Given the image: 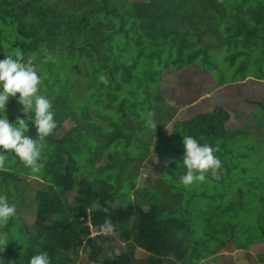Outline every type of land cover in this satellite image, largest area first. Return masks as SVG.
<instances>
[{"label":"trees","instance_id":"1","mask_svg":"<svg viewBox=\"0 0 264 264\" xmlns=\"http://www.w3.org/2000/svg\"><path fill=\"white\" fill-rule=\"evenodd\" d=\"M7 55L31 60L42 76L40 94L50 100L60 127L41 141L43 173L33 175L14 154L11 165L0 167V195L16 205L15 215L0 223V236L9 241L0 251V264H28L41 251L48 253L50 264H199L214 259L215 250L230 238L235 250L247 249L240 239L241 222L232 219L235 212L242 221L252 212L259 224L258 241L264 240L259 227L264 220V174L250 181L241 178L234 191L222 172L253 159L250 167L264 173V154L253 155L251 145L263 135L256 134L254 141L252 134H232L230 115L221 107L175 121L176 110L166 105L160 91L165 72L194 63L215 75L219 86L248 77L264 80V0H0V59ZM221 63L225 69L219 71ZM253 65L262 77L248 75ZM254 106V112L259 106L264 112L263 100ZM7 107L9 121L26 119L27 134L36 138L32 113L24 114L16 97L9 98ZM66 120L74 126L64 131ZM170 122L178 139L176 144L172 137L166 143L154 141L151 153L161 162L155 178L146 180L151 188H135L133 198L129 191L135 183L118 191V164L141 162L151 154L147 147L152 139L145 150L130 156V134H159ZM185 135L216 149L219 178L206 177L214 189L225 190L221 196L217 191L207 196L214 201L227 195L232 204H218L207 214L194 211L200 192L187 199L181 193L174 197L159 182L165 170L175 172L177 180L184 174L178 152L184 150ZM236 142L243 147L247 143L251 154L246 161L229 156ZM20 175L39 179L42 188L33 192ZM26 191L35 200L29 226L17 212ZM87 211L96 232L105 220L112 230L91 236ZM202 221L213 231H200ZM115 239L126 244L123 251L112 249ZM256 261L264 264V255Z\"/></svg>","mask_w":264,"mask_h":264},{"label":"rangeland","instance_id":"2","mask_svg":"<svg viewBox=\"0 0 264 264\" xmlns=\"http://www.w3.org/2000/svg\"><path fill=\"white\" fill-rule=\"evenodd\" d=\"M252 63L254 62L251 61L250 64ZM256 67V65H253L252 68L249 69L250 72L248 73V75L252 74L261 76L262 73H260V70H258ZM217 69L219 71H222L225 69V65L221 63L219 64ZM206 70V67L202 68L198 66L197 63H194L177 72H165L163 81L160 83V91L166 105H168L169 107H173L174 110H176L177 115L175 114L174 120L181 121L193 116L196 112L211 111L215 107H221L230 115L227 126L228 128H231L233 130L232 134H252L254 141H257L256 134L263 135L262 138L258 141V144L253 142L254 145H251L255 147L253 155H258L260 151L264 154V128L262 129L260 127V124H264V112L261 106H259L257 111L254 112V105L257 102L263 100L264 103V80H257L254 77H248L242 82L238 81L236 83H227L219 86L214 79L216 78V76L210 72H207L208 70ZM261 71L264 73V70ZM223 74L225 75V79L229 78L227 77L228 75L226 73ZM5 113L7 116H9L10 114V109L7 107V105ZM16 118L17 117H15L12 122H15ZM67 119H69V117H67ZM93 119L95 121L98 120L96 116H93ZM56 124L57 127L52 131V133H55L60 127V124L57 121ZM166 125L168 126L162 129L159 134H139L138 138L132 137L133 134H130V147L127 148V153L132 156L134 153L141 149L145 150L146 148H144V145L146 143H149L151 139L152 144L149 149L147 147V151H149L150 153L153 151L152 148L155 140L166 143L170 141L169 139L172 137V141L173 143H175L178 139V136L177 134H174V129L170 128V125L171 127H175V124H172L170 122V124L168 123ZM63 126L64 131H66L67 129L74 126V122L66 120ZM56 135L57 134H55V136ZM243 141L248 142V139L244 137ZM91 142H93V145H96L94 141H88L90 145ZM244 145L245 147H243V144L241 142H236L235 144H233V148L231 149L229 156L234 160L246 161V159L250 157L251 151L249 147H247V143H244ZM180 147L183 148L182 145ZM121 149L122 148H120L119 150ZM4 151L7 154L8 150ZM167 153L170 154L171 152L167 151ZM178 153L180 156H183L184 150L181 149ZM241 155H243V159H241ZM79 159H81L84 164L83 157L80 156ZM157 160L158 159L156 157H153L151 153L149 158H146L141 162H120L116 167H120V170L122 171L120 175L122 176L120 180L121 186L119 185L118 191L124 192L135 183V186L129 191L130 197L133 198V192L135 188H151V185L149 186L146 183V180L150 182V180L155 178V174L160 168L159 163L161 162L160 159L159 162ZM248 161L255 165L253 159ZM249 162L246 161L245 165H239L238 163H236V168L232 170L230 169L229 172H226L221 168L222 172H224L225 174L224 177L232 180L231 186H229L230 190L235 191L239 187V181L241 178L250 181L252 176L264 174L261 170H256L250 167ZM7 163H9L10 165L13 163V158L11 156H9L8 160L4 164V169L7 168ZM260 164L262 165V163ZM242 167L245 168V172L242 171ZM32 172L33 175L35 172L43 173V169L42 167H40L38 171ZM209 173L210 171L205 175L208 176ZM81 176L84 175L78 174V178H80ZM100 176L103 177L104 174H101ZM20 178L28 182V187L30 186V189L32 191L39 190L43 186V183L39 179H34L35 177H33L32 175H20ZM175 178V172H168L167 170H165L164 172H162L161 180L159 182H164L168 189L171 190V193L174 195V197L178 196V194L181 193L182 197L184 196V198L186 197L187 199L200 192V194L196 197L197 204L192 209L194 211L200 210L203 213L207 214L206 212H210L218 204L225 206L230 202V198L227 195L219 197L214 201H212L211 198L207 196L215 191L220 193L219 196H221L222 192H224L223 190H225L224 187H216L214 189L208 177H206V181L204 183H194L187 187L179 183L180 177H178V180ZM18 186L20 187V190L23 189L22 184H19ZM68 196V199L71 200L72 194L69 193ZM117 201L119 202V199H117ZM232 203L233 202L231 200L230 204ZM253 204H255V202H253ZM17 212H19L23 216L24 221L28 226L32 224L35 214V200L31 191H26L24 193V197L21 201V206L19 207ZM237 213L238 212H235V214L232 215V219L235 218L233 222H236L238 220L241 222L239 230L241 235L240 239H242L245 244L247 243V245H249L247 249L235 250L234 240L230 238L229 240L224 242V245L215 250L216 255L214 259H205L199 264H258V262L256 261V256L259 254L264 255V240H261L260 242L258 241L259 224L257 221H255L256 217L252 212H249L247 215H243V221L241 217L236 216ZM204 223L203 221L201 222L200 231H213L208 221ZM259 227L264 234V220ZM217 235L219 236H217L219 239H224V235L222 233L217 232ZM112 247V249L116 251H118V249L120 251H123L124 248H126V244L122 241H119L118 239H115ZM135 256L140 257L138 250L135 251ZM84 257L85 255L83 254L82 258L80 259V263H83Z\"/></svg>","mask_w":264,"mask_h":264},{"label":"clouds","instance_id":"3","mask_svg":"<svg viewBox=\"0 0 264 264\" xmlns=\"http://www.w3.org/2000/svg\"><path fill=\"white\" fill-rule=\"evenodd\" d=\"M99 80L105 84L108 83L103 76H100ZM41 81L42 76L38 74L31 60L25 62L20 55L15 57L7 55L0 59V167L4 166L10 154L18 157L24 166L32 171H38L42 167L41 141L52 133L57 124L50 100L40 94ZM10 97L17 98L24 114L32 113L31 123L36 130V138L27 134L29 124L26 119L17 117L15 122L9 121L5 109ZM182 144L184 147L182 163L185 172L179 178L180 184L187 187L194 183L205 182V174L209 171L214 178H219L218 170L221 168V161L214 155L216 151L214 147L207 143H200L196 138L188 135L183 137ZM4 150H8L7 154ZM15 213L16 205L9 203L5 196L0 195V223L7 222ZM111 230V222L105 220L101 225V232L94 230L96 233L94 235ZM8 242L5 237L0 236V251ZM28 264H50L48 253L41 251L33 255Z\"/></svg>","mask_w":264,"mask_h":264},{"label":"built area","instance_id":"4","mask_svg":"<svg viewBox=\"0 0 264 264\" xmlns=\"http://www.w3.org/2000/svg\"><path fill=\"white\" fill-rule=\"evenodd\" d=\"M84 217H85V219H86V225H88L89 228H90L91 236L94 235V234H96V233L94 232V230L91 228V225H90V214H89V211L86 212V214H85Z\"/></svg>","mask_w":264,"mask_h":264}]
</instances>
